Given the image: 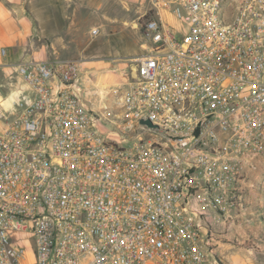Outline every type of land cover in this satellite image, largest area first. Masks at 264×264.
Segmentation results:
<instances>
[{
  "label": "built area",
  "instance_id": "obj_1",
  "mask_svg": "<svg viewBox=\"0 0 264 264\" xmlns=\"http://www.w3.org/2000/svg\"><path fill=\"white\" fill-rule=\"evenodd\" d=\"M146 1L125 84L98 92L76 59L15 65L0 264H220L214 227L264 155V0Z\"/></svg>",
  "mask_w": 264,
  "mask_h": 264
},
{
  "label": "crops",
  "instance_id": "obj_2",
  "mask_svg": "<svg viewBox=\"0 0 264 264\" xmlns=\"http://www.w3.org/2000/svg\"><path fill=\"white\" fill-rule=\"evenodd\" d=\"M147 10L146 0H0V68L10 73L23 62L77 59L82 73L91 72L97 90H102L111 85L97 70L86 67L90 62L106 61L109 74L118 77L112 85L125 84L127 79L112 67L146 52L139 20ZM249 197L243 190L242 209L217 225L220 252L227 250L230 236L244 245L262 234L256 229L260 227L256 223L262 222L253 215Z\"/></svg>",
  "mask_w": 264,
  "mask_h": 264
},
{
  "label": "rangeland",
  "instance_id": "obj_3",
  "mask_svg": "<svg viewBox=\"0 0 264 264\" xmlns=\"http://www.w3.org/2000/svg\"><path fill=\"white\" fill-rule=\"evenodd\" d=\"M141 21L142 20L140 18L139 24L141 23ZM1 53L3 54V50H1ZM80 64L82 66L83 63L80 62ZM135 64L136 62L134 58L133 59L124 58L123 60L119 61V65L117 67H112L113 68L112 70L118 69V72L116 74L121 73L123 77L126 78L127 81L129 82L132 80ZM86 68L97 70L98 74H102L105 77L106 84L108 85H112L118 79V77H115L116 75L109 74L106 67V61L90 62L88 64V67ZM17 88L23 89L24 85L18 80L14 72L12 71L9 73L6 71V69L0 68L1 99L9 101V96ZM100 88L101 87H99L98 91H101ZM111 100L112 98L110 97L108 101ZM8 103H6L5 105L2 103V101H0V115L3 113V110L6 109ZM14 115L11 116L12 119ZM0 122L5 124L6 119L3 117L0 119ZM104 128L108 129L109 125L104 124ZM243 176H244L243 189L245 190V192H247L248 195L250 194L248 200L250 201L251 204L250 206L253 207L252 211L254 210L255 213L253 215L257 216V220H260L262 222L261 224L256 223L257 227L260 226L259 228L256 229L258 231V234L259 233L262 234L257 235V240L254 239L247 241L244 245L237 244L234 241V238L230 236L232 242L229 243V245H225L227 250L223 252L217 250L218 245H220V243H216V251L220 258L219 261L220 264H264V239L262 238L263 236L261 237V235H263L264 233V221H263L264 220V155L257 160V163L254 164L253 169H246L243 172ZM217 225L214 227V230L216 231L217 235H220ZM230 232H234V230L228 232L226 230V233H230Z\"/></svg>",
  "mask_w": 264,
  "mask_h": 264
},
{
  "label": "bare ground",
  "instance_id": "obj_4",
  "mask_svg": "<svg viewBox=\"0 0 264 264\" xmlns=\"http://www.w3.org/2000/svg\"><path fill=\"white\" fill-rule=\"evenodd\" d=\"M7 99H8V98H7ZM0 101H2V103L5 104V105H6V103H8V100H3V99H1V96H0Z\"/></svg>",
  "mask_w": 264,
  "mask_h": 264
},
{
  "label": "water",
  "instance_id": "obj_5",
  "mask_svg": "<svg viewBox=\"0 0 264 264\" xmlns=\"http://www.w3.org/2000/svg\"><path fill=\"white\" fill-rule=\"evenodd\" d=\"M146 124L150 126V123L149 122H146Z\"/></svg>",
  "mask_w": 264,
  "mask_h": 264
}]
</instances>
